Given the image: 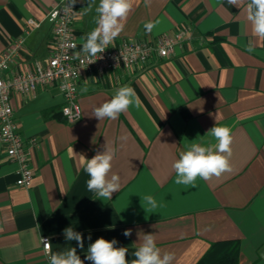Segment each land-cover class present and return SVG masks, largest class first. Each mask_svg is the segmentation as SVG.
<instances>
[{
	"label": "crops",
	"instance_id": "1",
	"mask_svg": "<svg viewBox=\"0 0 264 264\" xmlns=\"http://www.w3.org/2000/svg\"><path fill=\"white\" fill-rule=\"evenodd\" d=\"M60 0H0V54L31 30L15 63L21 69L45 62L52 49V26L44 20ZM95 0H77L73 23L78 48L96 27ZM152 22L151 32L144 24ZM180 37L166 59L145 67L116 69L77 82L79 121L68 124L57 87L22 99L12 94L17 131L26 143L34 177L28 188L15 185V165L0 143V264H49L51 254L76 247L84 264L88 245L115 239L134 259L138 232L153 233L173 264H196L214 243L237 242L238 264H264V41L239 9L227 0H133L123 31L113 40ZM252 51H249V46ZM130 86L139 105L117 119L98 120L92 109ZM61 118L63 120H61ZM232 131L233 171L195 185L175 183L173 163L192 143H215V125ZM35 140L34 145L30 144ZM116 150L112 173L120 191L111 200L87 190L85 159L104 146ZM84 157H82V156ZM152 196L156 208L147 206ZM83 234L84 248L67 241L64 229ZM132 230L130 237L123 232ZM91 235V240L88 236ZM143 234L141 233V236Z\"/></svg>",
	"mask_w": 264,
	"mask_h": 264
},
{
	"label": "clouds",
	"instance_id": "2",
	"mask_svg": "<svg viewBox=\"0 0 264 264\" xmlns=\"http://www.w3.org/2000/svg\"><path fill=\"white\" fill-rule=\"evenodd\" d=\"M76 3L77 0H68V7L71 8V5ZM94 3L95 0H89L88 7L91 8ZM145 3H150V0H145ZM227 3L238 9L244 6L246 19L253 33L259 40L264 41V0H227ZM132 8L133 0H99V5L95 9L98 14L95 21L96 27L87 34L86 38H82L84 39L82 53L89 58L96 57L97 54L101 57V54L109 48V44L123 31ZM153 27L152 22L144 24L146 31L151 32ZM248 50L252 51L251 44ZM90 63L93 62L90 61ZM133 104L139 105L134 89L127 85L122 86L111 99L94 107L91 115L100 121L115 120ZM207 134L213 138L215 143L209 142L207 146L192 143L186 150L180 152L179 159L173 163L176 184L194 186L198 177L207 181L213 177L220 178L223 174L233 171L231 129L228 126H218L216 123ZM115 156L116 150L107 145L104 146L102 152H98L91 159H85L82 156L86 161L84 171L89 177L86 182L87 190L101 200H111L112 194L120 191L121 188L120 176L112 173V162ZM144 200L147 206L157 207L152 196H146ZM63 234L67 241H76L79 248H84L82 233L75 231L72 227H67ZM123 235L130 237L132 230L126 229ZM137 235L140 242L133 253L134 259L131 261L126 259L128 248L116 247L115 239L109 241L103 237L97 238L88 245L84 259L90 261L91 264H173L174 254L168 252L162 254L161 249L157 247L153 233L138 232ZM88 239L91 240V235ZM42 241L45 252L50 253L49 264H84V260L77 254L76 247L51 254V243L47 240Z\"/></svg>",
	"mask_w": 264,
	"mask_h": 264
},
{
	"label": "built area",
	"instance_id": "3",
	"mask_svg": "<svg viewBox=\"0 0 264 264\" xmlns=\"http://www.w3.org/2000/svg\"><path fill=\"white\" fill-rule=\"evenodd\" d=\"M76 14L77 7H68V0H60L47 11L44 20L52 26V49L45 62L35 61L24 69L15 63L26 36L41 26V22L32 19L26 21L23 35L0 54V143L8 160L15 165V185L19 188L31 185L34 171L26 143L17 131L10 101L12 94H19L24 100L36 96L41 89L57 87L63 98L60 113L66 123L73 124L81 118L77 91L80 78L104 77L116 69L145 67L153 60L166 59L173 53L174 41L181 35L178 30L173 38L163 36L151 41L120 38L109 44L101 57L97 54L89 58L78 48L73 30ZM34 142L33 139L30 144ZM41 243L45 251L43 241Z\"/></svg>",
	"mask_w": 264,
	"mask_h": 264
},
{
	"label": "trees",
	"instance_id": "4",
	"mask_svg": "<svg viewBox=\"0 0 264 264\" xmlns=\"http://www.w3.org/2000/svg\"><path fill=\"white\" fill-rule=\"evenodd\" d=\"M61 120H63L61 118ZM239 245L237 242L214 243L205 256L196 264H238Z\"/></svg>",
	"mask_w": 264,
	"mask_h": 264
}]
</instances>
